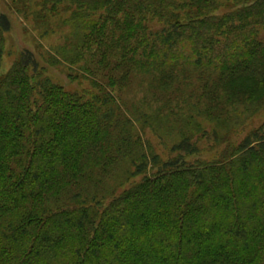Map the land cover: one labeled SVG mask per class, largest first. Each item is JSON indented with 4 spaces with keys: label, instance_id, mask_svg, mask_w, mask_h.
Here are the masks:
<instances>
[{
    "label": "trees",
    "instance_id": "obj_1",
    "mask_svg": "<svg viewBox=\"0 0 264 264\" xmlns=\"http://www.w3.org/2000/svg\"><path fill=\"white\" fill-rule=\"evenodd\" d=\"M43 2L90 87L29 50L2 71L0 14V264H264V0ZM137 77L190 89L155 111L165 158L121 108Z\"/></svg>",
    "mask_w": 264,
    "mask_h": 264
},
{
    "label": "rangeland",
    "instance_id": "obj_2",
    "mask_svg": "<svg viewBox=\"0 0 264 264\" xmlns=\"http://www.w3.org/2000/svg\"><path fill=\"white\" fill-rule=\"evenodd\" d=\"M48 7L49 5H44L43 0H0V14L4 15L9 23V28L4 33L2 71L10 68L21 51L29 50L43 68V74L53 82L61 84L69 91L79 92L89 88V79L82 77L77 65H71L68 61V55L71 54L75 42L72 29L65 23L70 11L60 8L55 13L49 11ZM185 92H190L185 84L179 83L160 89L137 77L131 79L119 95L121 108L128 114L133 116L134 112L147 113L150 118L148 124L141 128L142 124L136 122L135 126L146 144L162 158L169 155L165 147L171 139L167 137L169 133L164 131L165 127L167 128V119L160 118L155 111L162 108L164 103L167 104V99H170L171 103L176 97L181 101L184 97L181 95ZM211 143L209 140H203L199 146L208 149ZM214 153L212 149L204 152L203 156L210 157Z\"/></svg>",
    "mask_w": 264,
    "mask_h": 264
}]
</instances>
